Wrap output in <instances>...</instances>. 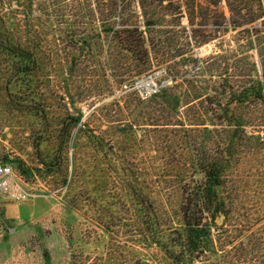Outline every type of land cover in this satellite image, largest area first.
Returning a JSON list of instances; mask_svg holds the SVG:
<instances>
[{
    "label": "rangeland",
    "instance_id": "obj_1",
    "mask_svg": "<svg viewBox=\"0 0 264 264\" xmlns=\"http://www.w3.org/2000/svg\"><path fill=\"white\" fill-rule=\"evenodd\" d=\"M4 164L0 264H264V0H0Z\"/></svg>",
    "mask_w": 264,
    "mask_h": 264
},
{
    "label": "trees",
    "instance_id": "obj_2",
    "mask_svg": "<svg viewBox=\"0 0 264 264\" xmlns=\"http://www.w3.org/2000/svg\"><path fill=\"white\" fill-rule=\"evenodd\" d=\"M202 45H207L202 43ZM201 45V47H202ZM170 94H167V92H160V95L157 96V99H160L161 101H165L166 98L170 97ZM215 159V158H214ZM204 182L202 186V201L204 202V205L208 208H215L217 206V192L216 188L221 186V178L223 170L219 164H217L216 160H214L211 165L208 166L203 172ZM196 219L192 222V224L188 223V232H187V238L190 241V245H195L193 240H198L200 235L195 230L196 226Z\"/></svg>",
    "mask_w": 264,
    "mask_h": 264
},
{
    "label": "built area",
    "instance_id": "obj_3",
    "mask_svg": "<svg viewBox=\"0 0 264 264\" xmlns=\"http://www.w3.org/2000/svg\"><path fill=\"white\" fill-rule=\"evenodd\" d=\"M162 86H164V84H162L161 87ZM134 89L139 92L140 97L143 99H148L159 91L156 85L152 83H144L143 81L135 84ZM13 183L11 167L8 164L0 165V193L10 196L12 191L15 190V185ZM22 198V194L18 193L13 199L19 201Z\"/></svg>",
    "mask_w": 264,
    "mask_h": 264
}]
</instances>
